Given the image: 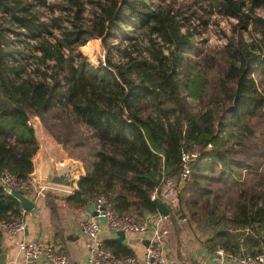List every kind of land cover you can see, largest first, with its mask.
<instances>
[{
    "label": "trees",
    "instance_id": "1",
    "mask_svg": "<svg viewBox=\"0 0 264 264\" xmlns=\"http://www.w3.org/2000/svg\"><path fill=\"white\" fill-rule=\"evenodd\" d=\"M202 3L236 19L217 51L193 45ZM90 38L105 51L98 64L80 50ZM253 71L264 78V0H0V173L29 179L39 117L83 162L68 202L104 193L120 212L152 215L170 211L151 195L179 181L187 151L177 211L211 229L212 249L261 251L264 92ZM44 196L57 223V195ZM10 217L20 202L0 186V221ZM103 244L133 254L116 237Z\"/></svg>",
    "mask_w": 264,
    "mask_h": 264
},
{
    "label": "built area",
    "instance_id": "2",
    "mask_svg": "<svg viewBox=\"0 0 264 264\" xmlns=\"http://www.w3.org/2000/svg\"><path fill=\"white\" fill-rule=\"evenodd\" d=\"M31 122V119H29ZM195 157L187 151L182 153V164L179 172V181L172 177H166L161 186L155 188L151 197L160 196L164 203L170 207L169 212H156L152 215H138L118 211L108 200L104 193H98L93 198L94 211L97 216L104 219L113 231L122 230L125 233L137 231L147 233L148 243L143 258L140 260L134 254L116 255L111 249L106 248L98 237L101 225L94 217L81 220L80 229L91 241V252L88 264H173L168 261L164 248L163 237L168 233V228L162 224L165 219H170L176 214L179 203L181 185L186 181L191 170V160ZM32 181L21 180L15 174L4 170L0 173V186L7 193L14 190L28 191ZM45 186H36V196H43ZM182 219L187 216L182 215ZM0 228L9 233H19L25 228V220L21 217H10L0 221ZM18 246L23 256L28 260H40L44 258L49 264H72V259L64 250H60L54 244L39 239H21ZM214 259L222 264L228 260L232 264H264V249L256 253H237L226 250L221 246L214 249Z\"/></svg>",
    "mask_w": 264,
    "mask_h": 264
},
{
    "label": "crops",
    "instance_id": "3",
    "mask_svg": "<svg viewBox=\"0 0 264 264\" xmlns=\"http://www.w3.org/2000/svg\"><path fill=\"white\" fill-rule=\"evenodd\" d=\"M29 179L31 180V178ZM36 186L33 182L28 193V197L34 202L33 207L25 210L20 204L21 218L25 220L24 230L12 234L1 229L0 251L6 250L5 264H30L18 246V242L24 238L48 241L68 253L72 264H88L91 241L80 229L79 223L81 220L92 217L98 220L101 225L98 237L102 241L117 236V233L108 227L105 220L96 215L93 199L80 206H75L66 200V195L71 191L50 187L51 192L57 195L55 198L57 204L56 223L45 202V196L35 197ZM47 187L49 186H45L43 190L45 191ZM162 224L169 230L163 237L169 262L173 264H219L214 259V249L205 244V239L211 234L209 227L201 228L203 232H200L196 227L201 224L194 223L191 219L176 217L175 214L169 220L162 221ZM205 226L207 225L205 224ZM146 239L147 233L132 231L125 233V238L122 241L141 260L147 245ZM32 262L33 264H49L44 258ZM222 264L232 263L226 260Z\"/></svg>",
    "mask_w": 264,
    "mask_h": 264
},
{
    "label": "water",
    "instance_id": "4",
    "mask_svg": "<svg viewBox=\"0 0 264 264\" xmlns=\"http://www.w3.org/2000/svg\"><path fill=\"white\" fill-rule=\"evenodd\" d=\"M238 89L234 95V104L237 102ZM34 131L38 142V148L32 156L33 170L29 173V178L35 185L57 187L71 192L78 189V181L84 175L85 169L80 159H75L66 155L63 144L58 142L50 131L44 126L39 117H35ZM28 191L14 190L12 194L19 200L25 209H31L34 205L32 199L28 197ZM118 240L125 238V232L116 231ZM148 240L146 239V244ZM30 264L33 260L28 258ZM6 263V250L0 251V264Z\"/></svg>",
    "mask_w": 264,
    "mask_h": 264
},
{
    "label": "rangeland",
    "instance_id": "5",
    "mask_svg": "<svg viewBox=\"0 0 264 264\" xmlns=\"http://www.w3.org/2000/svg\"><path fill=\"white\" fill-rule=\"evenodd\" d=\"M183 1H186V0H183ZM189 1H191V0H189ZM194 7H196L197 17L201 16L203 19L207 20V23L204 26V24H202V22H200L199 26H196L197 32L194 33L193 45L198 46V47H202L203 53L209 52V50L217 51V50L221 49L226 42L225 37H226V35H228L231 32L232 24L236 22V19L221 14L217 9L213 10L211 12L208 10L207 5L203 4V3L200 7H198V6H194ZM260 13L262 14L261 11H260ZM243 33H244L245 37H249L248 31H244ZM80 50L83 53V55L86 57V60L90 63H93V64H98V62L100 60H103L104 55H105V51H104L103 46L101 44L100 38L88 39L86 41V43H84L83 45L80 46ZM188 52H189V55H192L191 51H188ZM252 76L253 77L255 76L254 79L258 85V88L262 92H264V78H263V76L255 74L254 71L252 72ZM30 119H31L32 124H34V122L36 121L35 117L32 116ZM71 150H72V151H70L71 154H74V155H69L67 150H66V155L70 156L72 158L78 159V158L74 157L76 155V152H78V150L75 148H73ZM183 210L184 211L177 212L175 214L176 217H182V215H184V216H187V219L190 220L191 219L190 214H189L188 210L185 208V206H183ZM183 212H185V214H183ZM200 221L192 220V222H194V223L201 224V226L196 227V229H198V231L201 232L202 229H204V228L207 229L208 227L205 226V224H203V222L200 223Z\"/></svg>",
    "mask_w": 264,
    "mask_h": 264
}]
</instances>
